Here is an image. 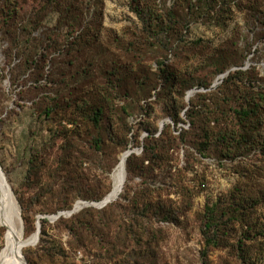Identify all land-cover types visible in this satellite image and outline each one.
Wrapping results in <instances>:
<instances>
[{
    "label": "rangeland",
    "instance_id": "1",
    "mask_svg": "<svg viewBox=\"0 0 264 264\" xmlns=\"http://www.w3.org/2000/svg\"><path fill=\"white\" fill-rule=\"evenodd\" d=\"M47 1L0 0V165L21 217L27 209L28 222L22 217L23 223L21 219L19 223L26 238L36 233L42 220L49 222L45 242L40 244V237L38 243L23 250L27 264H264V153L254 148L223 159L219 146L204 156L194 141L199 132L190 128L185 115L189 107L181 113L183 122L178 126L165 108L169 99L189 105L197 94L211 93L213 99L226 96L238 101L264 90V0H236L225 8L220 21L216 15L221 2L210 20L196 17L183 0H141V7L154 8L164 19L167 12L174 13L167 16L172 28L168 40L167 32L160 36L143 33L130 0H61L59 11L51 8L41 13L43 24L32 34L38 41L20 50V25L38 22ZM66 2L82 11L85 27L64 18ZM250 9L255 11L250 13ZM40 42L41 50L36 49ZM46 49L47 54L43 52ZM44 54L48 62L40 65L42 77V73L36 75V65L26 60ZM157 62H164L177 76L171 96L166 93L172 83L164 88ZM221 69L224 72L218 73ZM237 71L244 73L243 82L223 85L229 74ZM108 87L116 99L110 102L101 129L106 139L102 152L85 141L79 143L88 182L90 186L103 184L105 197L113 189L111 176L123 153L112 155L117 143L109 140L110 131L119 137L130 131L128 150H135L138 157L143 156L147 129L156 131V137L162 132L178 136L180 131H189L187 142L178 143L169 152L168 164L143 177H128L126 171L125 184L115 201L126 194L136 200L139 197L141 204L161 203L174 209L175 220L153 217L151 236L155 242L116 246L110 253L112 259L105 250L90 244L88 248L73 245L66 230V221L72 216L49 219L66 210L42 214L61 204L62 196H46L31 210V200L52 184L57 159L75 128L69 119L81 121V131L93 128L87 126L77 106L63 110L54 119L46 120L41 113L51 105L52 98L77 99L90 89L97 92ZM168 126L170 129L164 131ZM35 151L39 156L32 172H28ZM79 201L92 203L79 198L72 208ZM123 204L132 207L129 202ZM206 205H217L220 219L216 244L209 247L202 234ZM89 208L96 209H84ZM235 209L241 214L233 213ZM61 219L65 222L60 223ZM4 235L0 225V254Z\"/></svg>",
    "mask_w": 264,
    "mask_h": 264
},
{
    "label": "trees",
    "instance_id": "2",
    "mask_svg": "<svg viewBox=\"0 0 264 264\" xmlns=\"http://www.w3.org/2000/svg\"><path fill=\"white\" fill-rule=\"evenodd\" d=\"M60 1L48 0L40 10L38 22L35 24L23 22L20 25L17 41L20 50L23 51L27 43L33 44V42L38 41L32 37V34L33 31H37L38 27L43 24L41 13L51 8H56V11H59ZM183 1L187 10L192 11V13L194 12L196 17L209 18L210 20L213 19L210 15L217 12L218 4L221 2V7H219L216 15V20L220 21L219 18L228 9L227 6L236 0H197L194 3L190 0ZM140 2L141 0H130L131 8L143 27V33L146 32L148 35L157 34L160 36L167 32L165 35H167L166 38L168 40L172 28L170 26L171 21L167 19V16L173 17L174 13L167 12L166 19H164L162 14L156 12L154 8L148 5L141 7ZM255 3H258V1L255 0ZM254 11L252 9L249 10L250 13ZM64 12V18L68 20V23L77 24L81 28L86 26L84 19H82V11H77L76 4H72L71 2L64 3ZM42 46L43 43L40 42L36 49L41 50ZM43 52L47 54L48 50L46 49ZM46 54L40 55L36 60L31 55L26 60L27 64L36 65L35 69L39 70L35 72L36 75L40 76L42 73L43 68L41 69L40 65L44 66L48 62ZM35 56L38 55L36 54ZM157 68L162 73V81H165L164 85H168L170 81L172 83L168 87L166 95H173L177 76L166 67L164 62H157ZM222 72H224L223 69L218 71V73ZM242 75H244L242 71L230 73L228 78L224 80L223 85L235 81L243 82ZM41 76H44L43 73ZM212 95L211 93L197 94L194 99L190 100L189 105L185 103L181 104L177 99H169V103L165 105V108L174 125L178 126L179 123L183 122L181 113L186 107H189L185 115L188 118L190 128L199 132L195 135L194 141L198 152L204 156L209 154L212 148L214 149V147L219 146L221 147L220 156L223 159H231L232 156H236L239 153L244 154L245 152L252 151L254 148H260L264 153V134H260V131L264 130V90L259 91L255 95L246 96L243 100L238 101H234L226 96L213 99ZM98 96H100L99 99ZM115 99L109 87L107 89L100 88L97 92L90 89L77 99L69 98L62 101L58 97L52 98L51 105L41 113L42 117L46 120L54 119V116H60L63 110L68 111L77 106L79 111L82 112L81 116L84 118L87 126L91 124L93 128L90 132L81 131V121L69 119L75 128L70 132V137L65 142L66 144L62 148L61 155L57 159L52 184L48 191L31 200V210L34 209L33 206H37V203L46 198V196L54 197L58 195L59 197L62 196L63 199H61L62 202L60 200L61 204H58L52 211H42V214H58L60 211H70L73 209L72 203L79 198L92 202H100L105 198L106 192L102 191L105 188L103 184L100 183L96 186H90L89 184L90 181L84 168L85 163L81 161V159L84 160V155L79 150V143L85 141L90 147L93 146L96 151L102 152L106 139L101 129L105 124L106 112L110 106V102ZM169 129L170 126L166 127L164 131ZM129 132L127 131L123 137H119L116 133L110 131V134H108L109 140L116 141L117 143V148L112 154L113 156L129 149L127 140ZM147 132L149 135L145 138L143 156L138 157L132 154L127 161L126 171L128 177H143L149 174L151 170L165 163L168 164L171 161L169 152L175 150L178 143L182 142L185 144L189 138V131H180L178 136L172 135L174 133L171 131L169 133L162 132L159 137H156V131L147 129ZM260 138L261 140H259ZM35 153L36 156H33L34 154L31 155L28 172H32L35 158L39 156V151H35ZM138 199L136 200V197L132 199L126 194H121L120 200L109 204L103 209L89 208L73 215L71 219L66 221V230L71 234L73 245L75 247L88 248L90 244V246L98 248L101 251L105 250L106 255L112 259L110 253L115 252L116 246L125 247L130 243L140 246L144 242L147 244L155 242L153 239L154 235L151 236L152 218L156 217L166 222H173L176 213L172 207H165L161 203L157 205L151 203L141 204ZM124 201L131 203L132 207L124 205ZM237 206L240 208L244 207L241 205ZM22 207H24L23 204ZM217 207V205H206L205 207L202 234L207 247L216 244L220 232L219 210ZM26 213L27 209L23 210L22 217L25 223L28 222ZM233 213L241 214L238 209H235ZM221 215L225 216L226 214L222 212ZM64 222V220L60 221V223ZM48 223L46 219L41 222L40 244L45 242V237H48ZM241 243L239 251L242 253Z\"/></svg>",
    "mask_w": 264,
    "mask_h": 264
},
{
    "label": "bare ground",
    "instance_id": "3",
    "mask_svg": "<svg viewBox=\"0 0 264 264\" xmlns=\"http://www.w3.org/2000/svg\"><path fill=\"white\" fill-rule=\"evenodd\" d=\"M132 150L124 151L112 173L113 189L107 198V202L119 197L125 184L126 166L129 157L134 154ZM84 205V204H82ZM81 205V206H82ZM77 206V208L81 207ZM18 205L12 189L6 178L0 171V225L4 228V246L0 254V264H22V254L26 247L37 243V232L26 238L24 230L20 226Z\"/></svg>",
    "mask_w": 264,
    "mask_h": 264
},
{
    "label": "water",
    "instance_id": "4",
    "mask_svg": "<svg viewBox=\"0 0 264 264\" xmlns=\"http://www.w3.org/2000/svg\"><path fill=\"white\" fill-rule=\"evenodd\" d=\"M226 75H223L222 76V78H224ZM192 93H190L189 94V96L191 95ZM132 153L133 152H135V150H132L131 151ZM0 171H1V173H2V175L4 176V178H6V176H5V174H4V172H3V170H2V167H1V165H0ZM13 192V191H12ZM109 196V194L102 200V201H100V202H81V201H79V202H77L75 205H74V207H73V209L72 210H70V211H65V212H60L58 215H56V216H52V217H50L49 219L51 220V221H56V220H58L60 217H62V216H64V217H71V216H73V215H75L76 213H79L81 210H83L84 208H88V207H94V208H96V209H103V208H105L106 206H108L109 204H111V203H113V202H115L119 197H117L114 201H110V202H107V197ZM78 203H82V204H84V205H82L81 207H79V208H77V205H78ZM20 211V210H19ZM20 219H21V221H22V223H23V220H22V217H21V211H20ZM40 233H41V226H39L38 227V232H37V243L39 242V238H40ZM22 264H27V262H26V260H25V257H24V255L22 254Z\"/></svg>",
    "mask_w": 264,
    "mask_h": 264
}]
</instances>
